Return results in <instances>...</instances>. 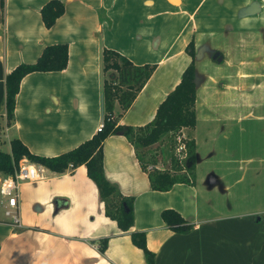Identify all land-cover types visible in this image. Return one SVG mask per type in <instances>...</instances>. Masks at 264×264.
Returning <instances> with one entry per match:
<instances>
[{
  "label": "crops",
  "instance_id": "obj_1",
  "mask_svg": "<svg viewBox=\"0 0 264 264\" xmlns=\"http://www.w3.org/2000/svg\"><path fill=\"white\" fill-rule=\"evenodd\" d=\"M47 1L5 0L0 148L9 142V151L1 149L10 152V140L18 138L33 154L57 156L96 133L104 114L103 80L114 76L103 71V48L134 64H156L133 104L123 110L115 102L114 108L119 124L150 123L190 63L186 46L193 41L197 122L174 136L195 141L194 184L152 189L148 167L162 170L161 161L154 163L148 148L144 168L133 143L111 134L103 142L104 176L120 194L133 197L130 229H119L106 215L85 165L64 172L43 167L41 180L19 186V223L0 215V264H147L131 240L133 231L145 233L154 264H264V169L250 166L259 154L249 151L246 125L249 117L260 127L264 121L256 113L264 108V0H61L65 10L49 28L40 15ZM252 4L256 11L243 14ZM63 42L69 50L64 70L24 76L7 124V75L34 62L45 45ZM223 65L230 71L223 72ZM228 112L239 142V151L229 154L218 147L229 142ZM200 129L209 137L206 155L199 152ZM163 164L174 169L170 161ZM166 208L178 210L192 230L169 228L161 216Z\"/></svg>",
  "mask_w": 264,
  "mask_h": 264
},
{
  "label": "trees",
  "instance_id": "obj_2",
  "mask_svg": "<svg viewBox=\"0 0 264 264\" xmlns=\"http://www.w3.org/2000/svg\"><path fill=\"white\" fill-rule=\"evenodd\" d=\"M5 0H0V26L4 23L3 9ZM65 10L61 0H48L40 9V15L44 26L54 25ZM186 52L190 56V63L183 70L180 80L173 90L160 102L156 109L153 121L144 125L133 127L118 123L114 115L115 102L119 103L123 110L128 109L137 96V93L152 76L156 64H134L119 51L103 48V71H113L114 76L103 80V104L104 114L102 122L104 126L90 138L84 140L78 146L66 150L57 156H40L29 152L27 146L18 138L10 140L11 150L6 152L0 149V172L12 174L15 164L22 157L49 168L55 172H64L67 168H76L85 165L87 175L95 183L100 199L104 202V212L117 222L119 229L128 231L133 225V197L120 194L117 188L104 176L103 169V142L111 134L122 133L135 146L137 157L144 168L146 151L149 147L163 140V135L174 136L182 128L193 129L196 119V83H195V47L193 41L186 46ZM69 50L67 43L48 44L42 49V53L32 63H21L15 66L5 79L6 97V121L10 125L14 116L15 97L19 91L22 78L30 72L62 71L67 64ZM187 160L186 172L175 173L178 168V160L175 161L172 171L152 170L148 172L151 187L154 190H168L176 182L194 184V168L197 156L195 155L194 139L186 140ZM173 157V156H172ZM174 159V158H173ZM161 216L169 228L175 232H188L192 225L182 216L178 210L166 208L161 210ZM133 244L142 248L147 264H154V254L146 247V237L143 231L131 232ZM108 238L100 240V249L105 251Z\"/></svg>",
  "mask_w": 264,
  "mask_h": 264
},
{
  "label": "rangeland",
  "instance_id": "obj_3",
  "mask_svg": "<svg viewBox=\"0 0 264 264\" xmlns=\"http://www.w3.org/2000/svg\"><path fill=\"white\" fill-rule=\"evenodd\" d=\"M199 52L204 53V50L201 51V49H200ZM199 54H201V53H199ZM206 70L209 71V74L212 73L207 67H206ZM228 70L230 71V68L228 69L223 65V72L226 73ZM215 72H217V70H215ZM225 90H226V88H225ZM228 103H230V100H225V104H228ZM229 110H231V109H229ZM256 113H261L260 115H264V108L262 107ZM232 115H233L232 112L225 113L226 136H227V139L229 142H227L226 144L223 143L222 146L219 144V146H218V147H221V152H223V147L226 146L227 152H225V153H228V154L235 152V150L239 151L238 136H237V134H235L233 132L232 122L234 120L231 117ZM248 119H250V120H247L246 125L248 126V136H250L249 143H248L249 151L250 152L252 151L253 153L259 154V155H257V157H255V159L252 160L253 163H250V166H257V167H261L264 169V121L261 123L262 127H260L259 123L258 122L256 123L254 118L249 117ZM230 125H232V126L229 127ZM256 125H257V127L255 128V131H254V127ZM200 132L203 135L204 139L202 137L200 140L199 152H200V154L206 155L207 152H210L208 149L209 146L206 144L209 137L205 136L206 135L205 129H200ZM190 136H191V132H190ZM164 138L165 139L160 141L158 144L160 149L158 147H156L155 145L152 147H149L150 153H152L151 158L154 159V163H156L157 160H160L161 161L160 162V169L165 170V168H163V166L165 167V165L163 164L164 162L168 163V161H170L172 163V167H173L175 165V161L177 162V160H178V168H182L181 170L185 172L184 167L186 165V158L187 157L183 158V157H185V156H183V154H181L179 157L178 154H176L177 138H175V136H170L169 134L166 135V137H164ZM254 139L257 141L256 143H255ZM186 140L187 139L185 137L184 141H186ZM8 144H9V142L5 143L4 145L1 146V148L9 151ZM187 152L188 151L186 149L185 153L188 154ZM228 162H229V160H228ZM157 168H158V166H157ZM150 170L152 171V169H150ZM262 178H263V176H262ZM261 181L262 180H260L259 183H261ZM263 183H264V180H263ZM2 213H3V208L0 205V215H2Z\"/></svg>",
  "mask_w": 264,
  "mask_h": 264
},
{
  "label": "built area",
  "instance_id": "obj_4",
  "mask_svg": "<svg viewBox=\"0 0 264 264\" xmlns=\"http://www.w3.org/2000/svg\"><path fill=\"white\" fill-rule=\"evenodd\" d=\"M104 122L99 125L98 131L102 129ZM177 145L176 154L180 157L183 154V158H186L187 149L185 138L182 135H176ZM153 169L152 166L148 167V170ZM43 166L37 164L27 157L19 159L15 164L14 172L12 174H3L0 172V203L3 205V214L10 217L12 223L18 224L19 217L16 213L18 205V189L22 183H31L42 179Z\"/></svg>",
  "mask_w": 264,
  "mask_h": 264
},
{
  "label": "water",
  "instance_id": "obj_5",
  "mask_svg": "<svg viewBox=\"0 0 264 264\" xmlns=\"http://www.w3.org/2000/svg\"><path fill=\"white\" fill-rule=\"evenodd\" d=\"M256 11V5L255 4H252L251 6L245 8L243 14H247V13H252V12H255Z\"/></svg>",
  "mask_w": 264,
  "mask_h": 264
}]
</instances>
